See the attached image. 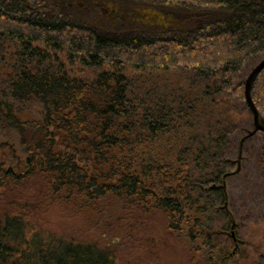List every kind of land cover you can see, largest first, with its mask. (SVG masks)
<instances>
[{"label": "trees", "instance_id": "trees-1", "mask_svg": "<svg viewBox=\"0 0 264 264\" xmlns=\"http://www.w3.org/2000/svg\"><path fill=\"white\" fill-rule=\"evenodd\" d=\"M152 1L200 11L202 21L113 29L89 9L97 0H0V134L9 143L17 135L25 164L14 168L11 153L0 161V197L41 180L52 197H83L90 211L119 200L137 222L158 214L195 264H214L232 216L264 218L263 132L244 143L227 198L222 188L252 129L243 82L264 57V0ZM251 96L264 120V69ZM35 106L40 119L24 115ZM3 209L0 264H113L110 250L38 236Z\"/></svg>", "mask_w": 264, "mask_h": 264}, {"label": "rangeland", "instance_id": "rangeland-1", "mask_svg": "<svg viewBox=\"0 0 264 264\" xmlns=\"http://www.w3.org/2000/svg\"><path fill=\"white\" fill-rule=\"evenodd\" d=\"M97 1L96 4L90 5L89 9L97 14L96 18L100 22L98 24L113 29L142 28L154 31L167 28L168 24L173 23L193 26L200 23L203 17L200 11L159 1ZM252 66L253 64L247 67L246 73L250 72ZM249 112L243 111L245 117L243 119L250 118ZM24 115L41 118L37 106L28 109ZM0 137L4 136L0 134ZM10 138L16 151L24 157V148L17 135L14 133ZM232 155L236 156L235 150ZM250 155L248 153L246 163L253 165V157ZM4 159L0 153V161ZM243 163L242 158V165ZM254 169L253 166H249L245 171L256 180L259 173ZM30 183L32 184H16L12 187L10 185V193L7 195L5 192L4 196L3 192L0 197L3 199L0 208H4L3 212L11 216L23 214L29 221L32 231L38 236L46 234L51 237H64L67 241L93 244L101 249L110 250L113 264H195L191 260L186 244L164 229L161 220L157 218L158 214L155 215L156 220L140 218L137 222L135 211L123 210L121 203H116L119 200L110 204L107 200H102L105 206L90 211L83 206V197H52L49 190L46 191L43 181L33 180ZM239 186L240 181L236 179L231 182L229 191L235 193ZM13 191L17 193L14 194ZM10 199L13 200L11 205ZM254 217L251 221L239 222L240 227L235 231L237 247L229 237L230 230L219 235L223 245L214 253V264H264V218ZM122 224L126 230L119 229Z\"/></svg>", "mask_w": 264, "mask_h": 264}, {"label": "water", "instance_id": "water-1", "mask_svg": "<svg viewBox=\"0 0 264 264\" xmlns=\"http://www.w3.org/2000/svg\"><path fill=\"white\" fill-rule=\"evenodd\" d=\"M264 69V58H262L248 73L246 79L243 82L244 85V96H245V102L248 110L250 111L252 115V129L249 130L246 135H244L240 139L239 147H238V157L236 160L237 167L234 171L228 172L223 176V183H222V188L224 189L226 193V198H227V183L226 179L232 175L238 174L241 171L242 168V154H243V146L244 143L246 142L247 139L251 138L254 136L257 132H263L264 133V120L261 119L260 114L258 112V109L252 99L251 96V88L252 85L257 78V76L260 74V72ZM224 208L229 211L228 207V200H226L224 204ZM231 214V212H230ZM232 215V214H231ZM237 225V222L235 221L234 217L232 216V226H231V231L229 233V237L233 239L235 242V246H238L237 243V237H236V232H235V227Z\"/></svg>", "mask_w": 264, "mask_h": 264}, {"label": "flooded vegetation", "instance_id": "flooded-vegetation-1", "mask_svg": "<svg viewBox=\"0 0 264 264\" xmlns=\"http://www.w3.org/2000/svg\"><path fill=\"white\" fill-rule=\"evenodd\" d=\"M8 151H10L11 158L14 161L13 167L16 168L18 171L22 170L24 168L25 164L22 163V157H21V155L16 151V149L14 148V146H13L12 143L7 142L6 140H4V139H2L0 137V153H1V158H3V159L4 158H7L8 155H9L8 154ZM237 227L238 228L240 227V223H237V225L235 227V231H236ZM230 231H231V229H230ZM232 241H233V239H232ZM237 241H238V239H237Z\"/></svg>", "mask_w": 264, "mask_h": 264}]
</instances>
